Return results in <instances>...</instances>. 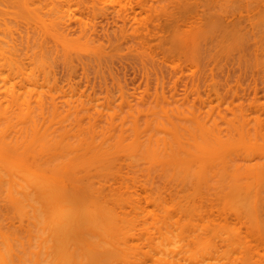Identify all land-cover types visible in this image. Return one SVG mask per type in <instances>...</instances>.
Segmentation results:
<instances>
[{
	"label": "bare ground",
	"instance_id": "bare-ground-1",
	"mask_svg": "<svg viewBox=\"0 0 264 264\" xmlns=\"http://www.w3.org/2000/svg\"><path fill=\"white\" fill-rule=\"evenodd\" d=\"M69 1L71 2V0H0V264H264V123L262 122L264 118H261L263 114L257 119L254 115L256 123L251 124L250 122H253L254 118L250 115L252 118L250 121L249 119L251 118L248 117V119L246 117L245 110L243 109L242 111V108L237 105L238 110L241 111L240 114H238V110V113L236 112V106L233 107L234 109L232 108V117L227 118L228 111L225 113L222 108L227 103V98L223 99L227 94L222 95L223 97L220 98L219 90L217 89V92L214 87L213 91L217 92L218 96L214 93L215 95L211 94L210 96L214 95L216 99H209L210 88L214 85L220 88L223 81H225L223 80L220 83L221 81L219 80L225 76L221 74L224 71L219 72L222 77L219 75L218 77L220 78L218 80L217 76H214L215 80L220 81V85L214 84L215 81H210L212 83V87H210L208 86L209 82H206L207 84L202 83L204 79H198L199 77L204 78L205 74L203 75V72H201L202 77L199 76V72L197 73V75L199 74L198 77H195L196 74L192 75L193 71L191 70L190 77H195L197 81L201 80L202 84L209 87L210 92L206 91L207 96L204 95L206 96L205 99L201 96L204 105L199 102L203 108L196 107L199 103L195 99V104H192V101L189 104L190 100L187 102L188 100L185 98L190 93L189 95L185 94V89L182 93L185 94L184 97H178L179 93L177 94L175 91L172 94L168 93V95L172 96V98L171 96L169 98L166 96L167 93H163V91L159 93L163 90L161 85H158L159 82L149 87L147 81L150 80L146 79V77H144L146 81H143L145 86L141 85V83L139 84L143 87L147 85L149 88L141 89L140 96L135 97V99L139 98L138 101H133V94L129 93L128 95V92H126L128 89H126L127 85L123 86L121 80L120 83L123 89L126 90L120 87L121 93L116 92V95L113 89L112 93L115 94H112L109 88L106 90L103 86L106 82L111 81L108 79L102 83V88L104 87L106 92L103 96L98 95L95 87L102 82V78L106 76L108 78V75H104L100 79L101 81L95 78L96 82L94 81L96 76L92 77L94 75L92 71L97 72L102 65L97 68L96 63L94 62V64L90 61L93 63L92 65L89 62L90 55L86 57L88 60L85 58V60L82 59L83 61L80 60V53L75 55V57L79 58V61L76 62L78 58L75 60L72 52L87 51L91 53V56H93L92 54L100 56L99 54L107 47L102 46L101 48L103 41L100 40V44H98L95 41V37H93L97 36V34L93 35L90 31L92 33L90 35V32L87 31L86 24H88L89 19L84 21L79 16H77L78 18L74 17V19L76 18L75 20L78 19L76 23L78 24L79 22V26H77L78 29H71V24L74 21L71 18L69 19V17L73 16V14L72 16L70 15L71 10L68 9ZM81 1L84 0L78 1L80 3L79 7L82 5ZM157 1L161 3L160 0ZM178 1L179 5L183 3L186 8L193 5V3L189 5L190 0H185L189 2L187 3L188 5L186 2L185 4L182 2L184 0ZM200 1L202 0H197V3H200ZM212 2L214 3L210 6L215 4V0H212ZM219 2H216L217 5ZM226 3V9L228 7L230 9L239 8L240 14H243L241 8L246 7L248 11H246L247 13L244 16H247L249 20L256 19L257 21L259 19L264 21V0H228ZM86 4L88 5V3ZM162 4H158L159 7ZM167 4L166 7L168 6ZM171 5L172 2L169 6ZM197 5L194 4V6ZM201 5L202 3H200ZM217 5L215 4L214 11L211 10L218 17L219 14L216 12L218 8L216 7H220V5ZM251 5L254 6L250 8ZM184 6H182L183 8L180 6L182 9L179 6L177 7L182 11L186 9ZM223 6L221 5V7ZM166 7L163 8L162 6L160 8L165 9ZM93 8L98 10L100 7ZM199 8L198 10H200ZM149 9L151 8H146L145 10ZM215 9L217 10L215 11ZM221 9L226 10L224 7ZM76 10L79 9L76 7ZM103 10H106V7ZM193 10L195 9L193 8ZM193 10L192 12H194ZM198 10L196 7L197 12H195L198 13ZM202 10L204 13L200 10L199 14L202 13L204 15L208 12L204 8ZM180 11L177 16H181L182 12ZM212 11L209 10L208 14H206L207 17ZM154 13L150 14L153 15ZM224 13L227 14L226 11ZM199 14L196 15L198 16ZM118 15L120 17V14ZM169 15L171 14L169 13ZM175 15L172 14V16ZM196 15L195 17L199 18ZM212 15L216 17L214 14ZM185 16H193V18H190L192 19L191 21L194 19V13ZM213 16L210 15V17ZM239 17L241 18L242 16ZM202 18L203 16H201ZM240 18L235 19L236 22ZM133 19H135V16ZM188 19L189 17L185 19L186 22L185 20L183 22L182 18L181 22L176 20L175 26L170 28L174 29L175 27L176 29L178 27L177 29L183 30V26H178L182 22V25L186 23L185 27L190 24L191 27L187 28L191 30L199 27L197 26L198 24L193 23L194 26L196 25L195 28L193 24L191 25L190 19ZM91 20L94 21L95 19ZM244 20L248 19L242 18L241 21ZM139 22L141 23V21L137 23ZM227 22L230 23V21ZM228 23L227 25L225 23L224 26L221 23L223 30L228 32L235 27L236 30L238 29L237 26L239 24H233V22L231 23L234 26L232 29L226 28ZM92 24L91 27L93 28L94 24L93 26ZM153 24H156V22H153ZM206 24L199 25L204 27ZM253 24L255 25V23ZM143 27L141 25V32L144 29ZM185 27H183L184 30L190 31ZM208 27H206L208 28L207 31L206 28L205 30L204 28L197 29L199 34L196 32L194 35L198 34L201 36V30L205 31V33L201 31L204 36H207L205 35L207 33L211 34L214 26ZM238 27L240 28L239 31H242V33L240 32L241 34L246 31L243 28L241 29L242 26L240 27L239 25ZM96 28L98 27L95 26ZM115 28L117 29V27ZM119 28L121 29L120 26ZM255 28H257V24ZM247 29L249 30V28ZM260 29L258 27V32L256 29L255 34L260 33V42L258 43L261 44L258 47L254 45L256 47L253 52L252 50L250 52V48L246 45L249 40L242 41L241 43H244V45L241 48L238 44L239 49H242L241 52L238 51L239 49L237 50V47L233 46L237 50L235 51L232 47L233 42L232 44L229 43V40L231 42L235 38L232 37L233 33L230 34L232 39H228L229 45L225 42L227 41L226 38H220V35L216 36L218 39H225L222 42L223 45L228 46V50L231 48L235 52H240V57L239 53L234 55V57L238 56L239 58L237 59L240 61L233 58L234 61L231 64L237 61L243 65L245 59L247 61L254 59L256 65H264V28ZM126 30H123L124 33L120 31L121 35L128 34ZM252 30L249 33L248 31L247 33L244 32L243 35L248 37L251 33L254 34V29ZM217 31L215 30V32ZM237 31L234 34H237ZM112 32H114V29ZM141 32L139 34H143ZM215 32L210 37H213ZM105 33L107 32L105 31ZM189 33L192 34L193 31ZM108 34H111V37L114 36H112V33ZM114 34L115 38L120 36V39L117 37L119 41L121 37L122 40L124 39L123 41L128 40V38L126 40L124 38L126 34L124 37L119 33V35ZM139 34L138 37L140 36ZM173 34L171 33L170 36L167 34V38L169 36L168 40L165 35L164 37L169 41L170 49L172 48L170 46L171 43H175L176 51L173 53H180L178 50L182 44L176 42L180 39V36L181 39L186 37L184 39L188 40V35L183 34L182 36V33L174 34L176 39L173 42L170 38ZM227 36L229 37V35ZM251 36L253 37V35ZM259 36L258 39L255 36V39L259 40ZM106 37L107 39L109 38V36ZM216 37L211 40L209 36L205 38H208V41L214 40L216 42ZM146 38L148 39V37ZM191 38V41H194L196 37ZM117 39L113 38L112 41ZM203 41L202 44H204ZM197 42L201 44L200 39ZM222 42L219 43L221 44ZM238 42L237 40L234 41V43ZM130 43L132 44V42ZM182 43L187 42L182 41ZM189 43V46L193 45L192 48L195 46L196 49L197 47L201 54V50L204 48L202 44V47L201 45L198 47L197 43H195L197 46ZM120 44L118 43L119 47ZM163 44L165 47V43ZM207 44L209 45L210 43L207 42ZM103 47L105 48L104 50ZM115 47L110 50L113 51L112 49L117 48ZM122 47L124 48V45ZM176 47H178V50ZM185 47H187V44ZM249 47L252 46L249 45ZM144 49L147 51L146 48ZM167 49H164V51L168 54L171 50H174V48L168 49V52ZM119 50H122V48ZM135 50L140 49L135 48ZM189 50H185L188 53H186L187 55L190 54ZM214 50V53L215 51L217 52V50ZM221 50L224 51H221L223 55L226 50ZM111 51L109 53L115 57L116 52ZM131 51H133L132 48ZM128 52L132 55L130 51ZM141 52L142 54L144 53L143 51ZM190 52L193 54L191 50ZM221 52L213 55L221 56ZM106 53L108 52L104 51L105 55L102 53V56L105 57ZM154 53L156 51L152 54ZM170 53L172 56V52ZM183 53L185 54V52ZM118 54L120 56V53ZM229 54L230 52L226 55L224 54V56L228 57ZM249 54H251V57H249ZM121 55L124 56L125 54ZM107 56L109 57V55ZM118 56L117 58H119ZM144 57L146 58L147 56ZM60 58L63 62L62 65H64L62 68L66 71L65 79H62L63 77H61L62 75L59 72L60 63L58 61ZM158 58L156 59L157 61L159 60ZM124 59L122 60L124 61ZM188 59L195 62L196 58L190 59L187 57L185 61H189ZM226 60L223 61L226 62ZM73 61L75 63L83 62L82 67L77 65L81 69L83 68V77L87 81H91L90 84L85 82L86 86L83 84L85 87L75 81L77 74L81 72H77ZM140 61L143 63L142 59ZM171 61H173L172 58ZM218 61L220 62V60ZM242 61L244 62L242 63ZM197 62H199V58ZM201 62H199L200 66ZM251 62H249V65L254 67ZM223 65L221 66H226ZM145 66L142 65V68L144 67L143 70L146 69ZM154 66L151 67L154 68ZM179 66L181 65L179 64ZM221 66L218 68L221 69ZM139 67L141 68V65ZM246 67L247 63L243 69ZM148 68L145 70L146 72ZM158 68H160L159 65ZM162 68L159 70L162 71ZM225 68L224 70H226ZM91 69L92 71H90ZM183 69L181 70L184 73L187 69L185 71ZM199 69L198 71L201 70ZM261 69L259 71L262 72ZM104 70L102 72L99 71L100 73L97 74H103ZM121 70L122 68L119 74L123 76V70ZM165 70L167 68L164 69V72L162 71L163 76ZM228 71L230 70L228 69ZM259 71L256 69L255 72L259 74ZM195 72L197 71L194 70ZM166 73L168 75L169 70ZM171 73L167 77L173 75ZM177 73L174 74L177 75ZM183 73H181V77ZM254 74L253 76H257L256 73ZM159 75L162 76L161 73ZM110 76H112L113 80L118 78V76ZM262 76L264 78V74ZM91 77L93 79H90ZM239 77L241 80L242 77ZM124 78H128V76L124 75ZM158 78L160 79L159 76ZM173 78L170 81L175 83L173 81L175 78ZM258 78L260 79V76ZM159 79L158 81H160ZM194 79L193 81H195ZM62 80L67 82L61 83L63 82ZM124 80L126 81V79ZM166 80L163 81L161 79V84ZM191 80L190 78L187 83ZM209 80L205 79V81ZM243 80L240 83H243ZM115 81L117 82V80ZM167 81H169V78ZM79 82L82 81L79 80ZM165 83L168 84V82ZM165 83L164 87H166ZM174 83L173 85H175ZM201 83L195 84L197 85L195 87H198ZM115 84L116 86H113V88L118 86L117 83ZM149 84L152 85L150 82ZM155 85L159 86L160 91L157 88V90L150 89L155 88ZM131 86L129 85V87ZM141 86L140 88H142ZM99 87L101 88V86ZM208 87L204 88L207 90ZM202 88L200 87V92H202ZM227 89L229 90L230 88L228 87ZM151 90H155V93L151 94ZM167 90L169 89L167 88ZM189 91H191L190 88ZM198 92L199 90L197 89ZM118 94L120 99L117 97ZM228 105L229 103H227ZM227 106L225 105V107ZM261 119L263 120L261 121ZM259 135V138L262 137V139L257 140ZM260 140L262 141L261 143L259 142ZM240 147L246 148L243 150ZM242 151H246V155ZM240 152H242V158H239Z\"/></svg>",
	"mask_w": 264,
	"mask_h": 264
},
{
	"label": "rangeland",
	"instance_id": "rangeland-1",
	"mask_svg": "<svg viewBox=\"0 0 264 264\" xmlns=\"http://www.w3.org/2000/svg\"><path fill=\"white\" fill-rule=\"evenodd\" d=\"M79 0H71V2L69 1V3H68V9L69 10H71L70 11V15L72 16V14H73V16L72 17H69V19L71 18L75 23L78 21V19L77 20H75L76 18H78L77 16H79L80 18H82L84 21L86 20L87 21V19H89L88 20V24L90 23V21H92L91 19H95L94 21H92L91 23H90V25L88 26V24H86L87 25V31H91L92 33H93V35H96L97 34V36L99 35H101L100 36V38H98L97 36H93V37H95V41L96 42H98V44H100V40L101 41H103L102 43H101V48H102V46H104L103 47V50L105 51V52H110L111 50V48H114V46H116L115 48L116 49H112L113 51H111V52H116L115 53V57H113V55L111 54V53H106V56L107 55H109V57L107 56V58H105V57H103L102 56V53L104 54V51L102 52V49L100 48V51L102 52H100L101 54H99L100 56H97V55H94V54H92L93 56H91V53H89V52H87V51H80V52H78V53H75V52H72L73 54H72V56H74V59L76 60L78 57L76 56L75 57V55L76 54H78L79 55V53H80V55H79V57L81 58L80 60H82V59H86V57H88V55H90L89 56V62L91 61V62H95L96 63V65H97V68H99V66L100 65H102V67H100V69L96 72V71H92V69L90 70V71H92V73L94 74V75H92V77H94V76H96V77H94V81H96V79L95 78H97L98 79V81H101L100 79L104 76V75H108V78H102L103 80H102V82L101 83H99V85H94V86H96L95 87V89H96V91L98 92V95H101V96H103L104 95V93L106 92V90L109 88L110 90L109 91H111V93H112V91H113V89L115 90V93L117 92H120V90L121 89H119L120 87L123 89V86H126L127 85V87H126V89L127 90H130V91H127L126 89H123V90H126V92H128V95H129V93L130 94H133V97L132 98H134V100L133 101H138V99L139 98H137V99H135V97H139L140 96V93H141V89H144V88H146V87H152V86H154V84H158V82H159V84L158 85H161V89H163V90H161L160 91V89H159V86L158 85H155L156 87L155 88H150V89H155V90H159L158 92L159 93H162V91H163V93H167L166 94V96L167 97H169L170 98V96L171 95H168V93L169 94H172L173 92H175V93H179L178 94V97H184V95L185 94H187V95H189V93H190V95L187 97V98H185L186 100H188L187 102H189V100H190V102H189V104L190 103H192V104H195L196 102L197 103H199V102H201L202 103V98H201V96L202 97H204L203 99H205V97L207 96L206 95V91H209V87L208 86H210V87H212V83L211 82H213V81H215L214 82V84L215 83H217V85H220L219 84V82L220 83H222V81L223 80H227L226 82L225 81H223V84H221L222 86H220V88H219V86L218 87H216V85H214L212 88H210V91H211V93L209 94V96L211 95V94H214L215 92L213 91L214 90V87L216 88V90L218 89L219 90V95H220V98H222L223 96H224V94H227V95H225V97H223V99L225 100L226 98H227V103H229V105L228 106H230L231 107V109H229L230 107H228L227 106V103H225V105L227 106V107H225V105H224V107H222L223 108V111H225V113L228 111V113H227V118H231L232 117V108L233 107H236L237 105L239 106V108H242V111H243V109L245 110V114H247L246 115V117L248 118V117H250V115H251V117H253L254 119H253V122L251 121L252 120V118L251 119H249L251 122V124H254V123H256L255 122V116H256V119H257V117H259V116H261L262 114V116H261V118L263 117L264 118V78H262L263 76V74H264V65H256V63L254 62V59L253 60H251L249 57H251V54H253V53H251V54H249L248 56H247V58H249L251 61H247L246 59L244 60V61H242V63L244 62V64L242 65V64H240L239 62H237V61H240L239 59H237V58H239L240 57V52L242 51V49H239V47L241 48L243 45H244V43H241L242 41L244 42V40H249V41H251L252 39V41L251 42H249L248 41V44L250 45V46H252V47H249V45L246 43V45L248 46V48H250V52H251V50H252V52L255 50V47L257 46H259V44H261V43H258V42H260V33H256L258 36H259V40H256V39H258V36L255 34V32H256V29H257V32H258V27H259V29L260 30H262L263 28H264V21H262V20H257L256 21V19H250L251 21L253 20V21H255V22H251L250 20H249V18H247V16H244V14L245 13H247L246 11H248V9L246 8V7H243V8H241L242 10H243V14H240L239 13V8L237 9H233V8H227L226 9V6H227V1L228 0H219V1H216L215 0V4L217 5V3L216 2H219L218 3V5H220V7H221V5L224 7V9H226V10H223V9H221V8H223V7H216V8H218V10L217 9H215V11L216 12H218L217 14H219L218 15V17L216 16V14L213 12L214 10V7H215V4H213L212 6H210L212 3H214V2H212V0H202V1H200V3H202V5L200 6V3H197V0H196V2H195V0H194V2H193V0H190L189 2H186L185 0L184 1H182V2H184V4H185V2H186V4L187 3H189V5H191L192 3H193V5H192V7L195 9V10H193V8L190 6H188L189 7V9H188V7L186 8V5L184 6L183 5V3L182 4H180L179 5V1L177 0H175V1H173V0H168V1H165V0H160V2L161 3H159V1H157V0H93V1H88V0H84L85 1V3H84V1H81V7H79L80 6V3L78 2ZM96 3H95V2ZM104 1H105V4H104ZM165 1V2H164ZM172 2V7L171 6H169L170 4H171V2ZM181 1V0H180ZM205 3H204V2ZM210 1V2H209ZM214 1V0H213ZM72 2H74V3H72ZM75 2H77L76 4H75ZM100 2V3H99ZM164 2V4H162ZM170 2V3H169ZM199 2V1H198ZM223 2V3H222ZM79 3V4H78ZM86 3H88V5H90V6H88ZM90 3V4H89ZM102 3V4H101ZM168 3V4H167ZM178 3V4H177ZM221 3V4H220ZM70 4H71V6H70ZM98 4V5H97ZM161 5L162 4V6H163V8L164 7H166V4L168 5L167 7H169V8H165V9H161L162 8V6H160L159 7V5ZM194 4L195 5H197V4H199V5H197V6H194ZM79 5V6H78ZM94 5V6H93ZM108 5V6H107ZM158 5V6H157ZM165 5V6H164ZM188 5V4H187ZM217 5V6H218ZM226 5V6H225ZM74 6V7H73ZM106 7V10H103V9H105V7ZM176 6V7H175ZM177 6H184V8H186V9H183L182 11H180V9H182L181 7H180V9H179V7H177ZM203 7L204 9H206V11L208 10V12H209V10L210 11H212V12H210L211 14V16H213L212 14H214L216 17H210V15H209V17H207V15L206 14H208V12H206L204 15L202 14V13H200V14H202L201 16H203V18L201 19V16H200V14H199V11L201 10L203 13H204V11L201 9V8H199V7ZM254 5H251L250 6V8H252ZM76 7H77V9H79V10H76ZM79 7V8H78ZM83 7V8H82ZM93 7H95V9H96V7H100L98 10H94V8ZM102 7V8H101ZM125 7V8H124ZM158 7H159V9H158ZM174 7V8H173ZM196 7H197V10H198V8L200 9V10H198V13H196L197 11H196ZM93 9V10H91V9ZM148 9V8H151V9H149V10H145V9ZM152 8H153V10H152ZM176 8H177V10H176ZM191 8V9H190ZM249 8V9H250ZM100 9H102V10H100ZM169 9H171L170 11H169ZM212 9V10H211ZM221 9V10H220ZM233 9V10H232ZM81 10V11H80ZM112 10V11H111ZM151 10V12H149ZM159 10H163L162 12H164V13H162L161 11H160V13H159ZM165 10V11H164ZM180 12H182V14H181V16H177L178 15V12L179 11ZM191 12H190V11ZM192 10L194 11V12H192ZM222 11V12H220V11ZM73 11H75V12H73ZM84 11V12H83ZM94 11H95V13H94ZM97 11V12H96ZM120 11V12H119ZM122 11V12H121ZM158 11V12H157ZM176 11H178V12H176ZM186 11V12H185ZM196 11V12H195ZM200 11V12H201ZM226 11V13H227V11H230V12H228L227 14H225L224 12ZM88 12V13H87ZM92 12V13H91ZM100 12V13H99ZM152 12L154 13L153 15H151L152 14ZM157 12V13H156ZM166 12V13H165ZM171 14V15H169V13ZM172 12V13H171ZM183 12H185V13H183ZM188 12V13H187ZM190 12V13H189ZM85 13V14H84ZM151 13V14H150ZM192 13H194V19H193V21H191L192 19H190V18H193V16L192 17H190V16H188V14L189 15H191ZM230 13V15H228ZM232 13H233V15H232ZM78 14V15H77ZM92 14V15H91ZM102 14V15H101ZM118 14H120V17H119V15ZM123 14V15H122ZM125 14V15H124ZM148 14H150V15H148ZM172 14L174 15V14H176L175 16L177 17V19H175L176 17L175 16H172ZM184 14V15H183ZM196 14H199L198 16H199V18H196L195 17V15ZM235 14V15H234ZM239 14V15H238ZM87 15V16H86ZM102 17H101V16ZM118 15V16H117ZM123 17H122V16ZM180 15V14H179ZM185 15H187L188 17H189V19H190V21L192 22H190L191 23V25L194 23H196V24H198L197 26H199L198 28H196L195 26H194V24H193V26L196 28V29H190V28H187V27H189L190 26V24L188 25V26H186L185 27V25H186V23H184V25H182L183 24V20H185L186 18H188V17H186ZM225 15V16H224ZM228 15V16H227ZM237 15H238V17L239 16H242L241 18H240V20H238L237 22H236V20L237 19H239L238 17H237ZM98 16V17H97ZM133 16V17H132ZM134 16H135V19H133L134 18ZM182 16H184V17H186L185 19L182 17ZM197 16V15H196ZM197 16V17H198ZM219 16H220V19H219ZM222 16V17H221ZM234 16V17H233ZM74 17H76L75 19H74ZM96 17V18H95ZM170 17H172V18H170ZM179 17H181L182 18V24H180V25H178V23H177V25L179 26V27H185V28H187V30L189 29L190 31H186V30H184V28L182 27V29L183 30H180V29H177L178 27H176V29H175V27H174V29H172L173 28V26H175L174 24H175V22H176V20H178L179 22H181V18H179ZM205 17H207V18H205ZM223 17H225V18H223ZM230 17V18H229ZM233 17V18H232ZM174 18V19H173ZM242 18H244V19H248L249 20V22H248V20H244V21H241L242 20ZM96 19H98V20H96ZM99 19H100V21H99ZM139 19V20H138ZM180 19V20H179ZM188 19V20H189ZM234 19V20H233ZM236 19V20H235ZM101 20H103L102 22H101ZM152 20H155V21H152ZM158 21V24H157V21ZM173 20V21H172ZM187 20V21H188ZM217 20V21H216ZM264 20V19H263ZM71 21V20H70ZM72 21V22H73ZM111 21H112V23H111ZM138 21H141V23L139 22V23H137ZM150 21H152V22H150ZM171 21V22H170ZM177 21V22H178ZM220 21H222V22H220ZM227 21H230V23H228ZM73 22V24H71V29L73 28V29H78V27L77 26H79L78 24H79V22H78V24L76 23H74ZM93 22H95L96 23V25H95V23H93ZM97 22H98V24H97ZM101 22V23H100ZM117 22V23H116ZM153 22L155 23L156 22V24L157 25H159L158 27H157V25L156 24H153ZM185 22H186V20H185ZM189 22V21H188ZM188 22H187V24H188ZM206 22H207V24H206ZM217 22V23H216ZM226 23V25H227V23H228V26H226V28L228 27L229 29H232L234 26H232L234 23H236L237 25L239 24L240 25V27H241V29L243 28V30H246V31H243V34H244V32H246L247 33V31H248V33H249V31H251L252 29H254V34H252L251 32V34L250 35H248V37H250L249 39H247L248 37L246 36V35H243V34H241L242 33V31H239L240 30V28L237 26V30H236V27L234 28V29H232V30H230V31H228L227 32V30H223V26H224V24ZM233 22V24H231ZM252 24H251V23ZM263 24H262V23ZM94 24V27L92 28L91 27V24ZM102 23H104V24H102ZM109 23V24H108ZM124 23V24H123ZM147 23V24H146ZM148 23H150V24H148ZM152 23V24H151ZM220 23V24H219ZM223 24V26H222V24ZM250 23V24H249ZM253 23H255V25L257 24V28H255V25L253 24ZM93 24H92V26H93ZM99 24H100V26H99ZM111 24H112V26H111ZM120 24V25H119ZM162 24V25H161ZM199 24H203V25H205L206 24V26H204V27H202L201 25H199ZM73 25V26H72ZM101 25H104V26H101ZM122 25H126V26H122ZM137 25H139V26H137ZM141 25H142V27L145 29H142V32H141ZM146 25V26H145ZM170 25V26H169ZM172 25V26H171ZM246 25V26H245ZM252 25V26H251ZM95 26H97L98 28H96L95 29ZM111 28H110V27ZM119 26L121 27V29L119 28ZM134 26V27H133ZM150 26V27H149ZM152 26H153V28H152ZM208 26H214L213 27V30H211L212 32H211V34L212 33H214L215 32V30H220L219 32L217 31V32H215V34H213L214 36L213 37H218L219 35H220V38H226V40L227 41H225V42H227V45H229L228 44V39H232L231 38V33H233L232 34V37H235V38H233V40L234 41H236L237 40V42L238 43H234V41L233 40H231V42H230V40H229V43H231L232 44V42H233V44H236V45H233L232 44V47L233 46H235V47H237V50L238 51H240V52H235V51H237L236 49H235V47H233L234 49H235V51H234V49H232L231 50V46L229 47L230 49L228 50V46L227 45H223V42H222V40L221 39H218L217 37H216V39H215V41L217 40V41H219V42H222L221 44L219 43V42H214V40H212V41H208L205 37H207V36H209V38H210V40L213 38V37H210V33H207V34H205V35H207V36H204V34L203 33H205V28L206 27H208ZM101 27H102V30H101ZM115 27H117V29L115 28ZM123 27V28H122ZM127 27V28H126ZM138 27V28H137ZM146 27V28H145ZM170 27H172V28H170ZM191 27V26H190ZM221 27V28H220ZM105 29V31L107 32V33H105V31H104V29ZM120 30H119V29ZM133 28V29H132ZM140 28V29H139ZM163 28H164V31H163ZM166 28V29H165ZM200 28L201 29H203L204 28V30H201V31H204L203 33L200 31V35L202 36H199L198 34H199V32H198V30H200ZM209 28V27H208ZM208 28H206V31H207V29ZM247 28H249V30L247 29ZM107 29H109L110 30V32H109V30H107ZM114 29V32H112V30ZM126 30V32L128 33V34H122L121 35V33H124V31L123 30ZM129 29V30H128ZM135 29V30H134ZM137 29V30H136ZM161 31H160V30ZM172 29V31H170ZM198 29V30H197ZM215 29V30H214ZM251 29V30H250ZM118 30V31H117ZM155 32H154V31ZM197 30V31H196ZM210 30V29H209ZM234 30V31H233ZM237 31V34H234L236 31ZM120 31H121V33H120ZM123 31V32H122ZM133 31V32H132ZM147 33H146V32ZM160 31V32H159ZM166 31H168V33H166ZM185 31V32H184ZM192 31H193V33H192ZM195 31V32H194ZM233 31V32H232ZM253 31V30H252ZM88 32V33H89ZM90 32V35L92 34ZM132 32V33H131ZM136 32H138V33H136ZM143 33V34H145V35H143V34H139V33ZM151 32H152V34H151ZM159 32V33H158ZM170 32V33H169ZM174 32H176V33H174ZM189 32H191L192 34H190ZM196 32H198V34L197 35H194ZM221 32V33H220ZM241 32V33H240ZM99 33V34H98ZM108 33H112V36L114 35L115 36V34L114 33H116L117 35H121V36H123L124 37V35H125V40L128 38V40H126V41H123L122 40V37H121V40H122V42L124 43H122V42H120L119 41V39H120V36H117L119 39H117V37L115 38L114 36L113 37H111V34H108ZM119 33V34H118ZM178 34V33H182L181 35L183 36V34L184 35H188L187 37V39L188 40H186V39H184V38H186V37H184V38H182L181 39V36H180V39H178L177 40V42L176 43H178V42H180V43H178V44H182V45H180L179 46V50H178V47H176L177 48V50L180 52V53H176V54H174L175 53V51H176V49H175V43H171V49H173L174 48V50L172 51L170 48H169V41H167L168 40V38H169V36H170V34ZM240 33V34H239ZM245 33V34H246ZM105 34H106V36H109V38H114V39H117L116 41H112V39H110L109 40V38L107 39V37L105 36ZM108 34V35H107ZM138 34L140 35L139 37H138ZM148 34V36H146ZM163 34V35H162ZM167 34H169V36H168V38H167ZM174 34H173V36L172 37H170L171 38V40L174 42L175 41V39H176V35H175V37H174ZM128 35V36H127ZM143 35V36H142ZM164 35H165V37L167 38V40H166V38L164 37ZM194 35V36H193ZM227 35H229V37L227 36ZM251 35H253V37L251 36ZM163 36V37H162ZM179 36V35H178ZM177 36V38H179ZM190 36V37H189ZM197 36H199V37H197ZM212 36V35H211ZM257 38H256V37ZM105 39H104V38ZM144 37V38H143ZM146 37H148V39L146 38ZM191 37H193V38H195L194 39V41H191L192 40V38ZM247 37V38H246ZM163 38H165V39H163ZM204 40H202V39ZM256 38V39H255ZM103 39V40H102ZM133 41H132V40ZM143 39H144V41H143ZM147 41H146V40ZM163 41H162V40ZM200 39V42H201V44H202V41H203V43L204 44H202L203 45V49L201 50V54L199 53V51H198V48L196 47V49H197V51H196V49H195V46L192 48V46L193 45H188V43L189 42H191V43H189V44H194V45H196L197 46V44H198V47H199V45H201V44H199V42H197L198 40ZM160 40V41H159ZM190 40V41H189ZM202 40V41H201ZM205 40H207V41H205ZM221 40V41H220ZM225 40V39H224ZM223 40V41H224ZM108 41V42H107ZM132 42V44L130 43V42ZM136 41H138L139 42V46H138V42L136 43ZM171 41V42H172ZM182 41L183 42H187V43H182ZM196 41V42H195ZM254 41V42H253ZM121 43L120 44V47L122 48V50H119V49H121L120 47H119V45H118V43ZM128 42H129V44L131 45H129L128 44ZM133 42H134V44H133ZM155 42V43H154ZM160 42V43H159ZM207 42L208 43H210L209 45L207 44ZM211 42H212V45H211ZM106 43H107V45H106ZM137 45H136V44ZM148 43V45H146ZM154 43V44H153ZM157 43V44H156ZM163 43H165V47L167 46L168 47V49L169 50H171L170 52H172V56L170 55L171 53L169 52V50L167 49V47L165 48L164 47V44ZM195 43H197V44H195ZM205 43H206V45H205ZM103 44V45H102ZM110 44H112V45H114V46H110ZM160 44H163V45H160ZM168 44V45H167ZM186 46V44H187V47L192 51V53L193 54H191V52H190V50L187 48V47H185L184 45ZM225 44V43H224ZM240 46H239V45ZM124 45V48L122 47V46ZM132 45H133V47H132ZM135 45V46H134ZM141 45V46H140ZM152 45H154V46H152ZM202 45H201V47H202ZM206 47H208V48H206ZM245 45V46H246ZM254 45H256V46H254ZM110 46V47H109ZM138 46V47H137ZM147 46H149V47H147ZM157 46H158V48H157ZM239 46V47H238ZM129 47V48H128ZM180 47H183V48H180ZM185 47V48H184ZM216 49H215V48ZM131 48H132V50L133 51H131ZM135 48L137 49H142L141 51H143L144 52V48H146L147 49V51L145 50V52L142 54V52L140 51V50H135ZM156 48V49H155ZM160 48H162V49H160ZM192 48V49H191ZM212 48H213V50L215 49V50H217V52L215 51V53L216 54H219V52H221L222 50L221 49H225L226 51H225V55L226 54H228L229 52H230V56H231V54H233V56H229L228 55V57H226V56H224V54L222 55V52H224V51H222L220 54H221V56L219 55H216V56H214L213 54H215L214 52H213V50H212ZM219 48H220V50H219ZM245 48V47H244ZM124 49V50H123ZM152 49H153V51H152ZM164 49L166 50H168V52H169V54L167 53V52H165L164 51ZM194 49V50H193ZM201 49V48H200ZM245 49H247V48H245ZM116 50V51H115ZM182 50H184V51H182ZM185 50H189V55H187L188 53H187V51H185ZM204 50V51H203ZM207 50V51H206ZM210 50V51H209ZM229 52H228V51ZM125 51V52H124ZM128 51H130L131 53H132V55L133 56H137V57H133ZM137 51V52H136ZM150 51H152V52H150ZM156 51V53H154V54H152L153 52H155ZM194 51V52H193ZM203 51V52H202ZM206 51V52H205ZM212 51V52H211ZM233 53H232V52ZM247 51V50H246ZM249 51H248V53H249ZM127 52V53H126ZM134 52V53H133ZM141 52V53H140ZM165 52V53H164ZM174 52V53H173ZM182 52V53H181ZM183 52H185V54L183 53ZM198 52V53H197ZM227 52V53H226ZM118 53H120V56H118L119 54ZM150 53H151V55H150ZM159 53H160V55H159ZM187 53V54H186ZM207 53H208V55H207ZM210 53V54H209ZM211 53H212V55H211ZM237 53H239V57L237 56V57H234V55L235 54H237ZM121 54H125L124 56H122ZM129 54V55H128ZM135 54V55H134ZM147 54V55H146ZM163 54H164V56H163ZM180 54H184L183 55V57H182V55L181 56H179ZM197 54V55H196ZM105 55V54H104ZM119 57V58H117V56ZM143 55V56H142ZM158 55V56H157ZM238 55V54H237ZM110 56H112V58H110ZM127 56V57H126ZM144 56H147L146 58L144 57ZM152 56V57H151ZM154 56H156L157 58L158 57H160V58H158L159 60L157 61L155 58H154ZM169 56V58H167ZM184 56H186V58L187 57H189L190 59H194V58H196L195 59V62H197L198 61V58H199V62H201V60H204V61H206V62H201V66H200V64H199V62H197V64H199V65H197V64H195V62H194V60L191 62L189 59V61H185L186 60V58H184ZM214 56V57H213ZM254 58H255V56L254 55H252ZM140 57V58H139ZM142 57V58H141ZM144 57V58H143ZM162 57V58H161ZM177 57V58H176ZM180 57H182V58H180ZM209 57V58H208ZM211 57H213V58H211ZM216 57V58H215ZM223 57H224V59H223ZM227 58V60H226V58ZM252 57V58H253ZM62 58V57H61ZM59 59V61H58V63H60V70H59V72H60V74L62 75L61 77H63L62 79H65L66 78V76H65V74H66V71L65 70H63L64 68H62L64 65H62L63 64V62H62V59ZM104 58H105V60H104ZM115 58H117V59H115ZM121 58V59H120ZM124 58H126V59H124ZM135 58V59H134ZM167 58V59H166ZM171 58H172V60L173 61H171ZM235 60H237L236 62H234V64H231V62L233 63V61H234V59ZM84 59V60H85ZM94 59V60H93ZM119 59V60H118ZM122 59H124V61L122 60ZM143 60V63H142V61H140L139 62V60ZM146 59V60H145ZM164 59V60H163ZM170 59V60H169ZM177 59V61H175ZM179 59V60H178ZM182 59V60H181ZM201 59V60H200ZM222 59V60H221ZM241 60H242V58H240ZM74 60V61H75ZM86 60H88V58L86 59ZM96 60V61H95ZM165 60H167V61H165ZM209 60V61H208ZM218 60H220V62L218 61ZM226 60V62H227V64H226V62H224V61ZM73 61V62H74ZM79 61V58H78V60H76V62H78ZM83 61V60H82ZM82 61H80L79 63H75L74 62V64L76 65V69H77V72L78 73H80V74H77V76H76V79H75V81L78 83V84H82V86L83 87H85L86 86V84H85V82H87V84H90L91 83V81L89 82V81H87L86 80V78H84L83 77V68L81 69L80 67H82ZM116 61H118V62H116ZM123 61V62H122ZM138 61V63H136ZM146 61V63H144ZM172 62V64H171V62ZM175 61V63H173ZM214 61V62H213ZM216 61V62H215ZM62 62V63H61ZM86 62H88V61H86ZM90 62V63H91ZM125 62V63H124ZM150 62H152V63H150ZM166 62H168V63H166ZM209 62V63H208ZM249 62H251L252 63V65H254V67L253 66H250L249 65ZM93 63H91L92 65H93ZM94 63V64H95ZM99 63V64H98ZM102 63V64H101ZM121 63V64H120ZM203 63V64H202ZM209 65H208V64ZM216 63H217V66H216ZM220 63V64H219ZM246 63H247V67L246 68H248L247 70H246V68L245 69H243V67H245V65H246ZM81 65L80 67H78V65ZM149 64H151V65H149ZM179 64L181 65V66H179ZM214 64H215V66H214ZM218 64H219V66H218ZM226 65V66H224V65ZM241 65V66H239V65ZM119 65V66H118ZM124 65V66H123ZM139 65H141V68L139 67ZM142 65L144 66V65H146L145 66V70H147V68H148V73L145 71V70H143L144 69V67L142 68ZM149 65V66H148ZM154 65H156L157 66V68L155 69V67L156 66H154ZM158 65L160 66V68H158ZM161 65H166L165 66V68H167V70H169V73H168V75H170V73L171 72H174V73H176V72H178L177 73V75L176 74H174V73H171V74H173V75H171L172 76V78L174 79L173 81H175V83L174 82H172V81H170V80H172V78H171V76H169V77H167L168 75H167V70H165V73H164V76H163V72H164V66H161ZM188 65H189V67H188ZM195 67H194V66ZM221 65H223L224 67H226L225 69L226 70H224V67H222ZM136 66V67H135ZM151 66H154V68L153 67H151ZM183 66V67H182ZM187 66V67H186ZM203 66V68L201 69V67ZM211 66V67H210ZM221 66V69L220 68H218V67H220ZM228 66H230L231 67V69H230V67H228ZM233 66V67H232ZM58 67H59V65H58ZM78 67V68H77ZM95 68H96V66H94ZM103 67H105V68H103ZM109 67H111L110 68V70H109ZM122 68V75L123 76H121V74H119L120 73V69ZM163 67V68H162ZM169 67V68H168ZM191 67V68H190ZM193 67V68H192ZM209 68V70H208V68ZM213 67H215L214 69H213ZM228 67V68H227ZM253 67V68H252ZM94 68V69H95ZM103 68V70L105 69L106 70V74H105V70H104V73L102 74H97V73H100L99 71H103V70H101ZM124 68V69H123ZM134 68H135V70H134ZM161 68L163 69L162 71H160L161 70ZM170 68H171V70H170ZM183 68H185V69H183ZM189 68V69H188ZM202 70H200V69ZM234 68V69H233ZM262 68V69H261ZM82 71H81V70ZM149 69H150V71H149ZM155 69V70H154ZM160 69V70H159ZM175 69H177V70H175ZM181 69H183L185 72L183 73V71L181 70ZM198 69L200 70V71H198ZM228 69L230 70V71H228ZM250 69H252V70H250ZM254 69H255V71H256V69H257V71H259V69H261L262 70V72L261 71H259L258 73L260 74H257V72H255L254 71ZM114 72H113V71ZM117 70V71H116ZM142 70H143V73H142ZM152 70H153V72H152ZM158 72H157V71ZM179 70V71H178ZM193 72H192V71ZM194 70L195 71H197V72H195L194 73ZM205 70V71H204ZM213 70V71H212ZM218 72H217V71ZM234 70H236V71H234ZM89 71V73H91ZM110 71H112V72H110ZM126 71V72H125ZM137 73H136V72ZM140 71V72H139ZM157 73H156V72ZM159 71H160V73H161V75L163 76H160L159 74ZM206 71H207V73H206ZM222 71H224V73L222 72ZM233 71V72H232ZM248 71V72H247ZM65 72V73H64ZM96 72V73H95ZM111 74H110V73ZM123 72H125V73H123ZM152 72V73H151ZM180 72V73H179ZM192 72V73H191ZM200 73V75L199 76H201V72H203V75L205 74V76H203L204 78H198V79H201V80H203L204 79V81H205V79L206 80H209L210 78H211V80H209V81H201V80H199V81H197L196 80V76L198 77V75H197V73ZM210 72V73H209ZM215 74H214V73ZM222 75H225V76H223V78H221V79H219L220 77H218L219 75L221 76V74ZM225 72H226V74H225ZM230 72V73H229ZM252 72H253V74H252ZM263 73V74H261V73ZM91 73V74H92ZM109 73V74H108ZM141 73V74H140ZM150 73V74H149ZM181 73H183V75H182V77H181ZM192 75H194V74H196L195 75V79L193 78V76L192 77H190V75L191 74ZM216 73H219V74H216ZM237 73V74H236ZM254 73H256V75L257 76H253V75H255ZM91 74H90V76H91ZM96 74V75H95ZM158 74V75H157ZM186 74V75H185ZM189 74V75H188ZM228 74V75H227ZM233 74V75H232ZM235 74V75H234ZM252 74V75H251ZM65 77H64V76ZM97 75H99V76H97ZM110 75H113V77H117L118 76V78H114L115 80H117V82L115 81V80H113L112 79V76H110ZM124 75L125 76H128V78H124ZM141 75V76H140ZM156 77H155V76ZM166 75V76H165ZM180 75V76H179ZM188 75V76H187ZM207 75H208V77H207ZM211 75H213V76H211ZM231 75H232V77H231ZM158 76L160 77V79L158 78ZM179 76V77H181V78H177V77ZM210 76V77H209ZM214 76L217 78V80L219 79L220 81H217V80H215V78H214ZM228 76V77H227ZM239 76H241L242 78H241V80H240V77ZM260 76V79L258 78ZM262 76V77H261ZM90 78V79H93V78ZM144 77H146V79H149L150 81H147V85H146V87H143V86H141V85H144L143 83H145V82H143V81H146V79L144 78ZM162 77V78H161ZM164 77H166V78H164ZM202 77V76H201ZM222 77V76H221ZM230 77V78H229ZM248 77V78H247ZM257 77V78H256ZM155 78V79H154ZM161 81V79H163V81L165 80V79H167L168 80V78H169V81H165V82H168V84H166L165 82H163L162 84H161V82L160 81H158V79ZM190 78L192 79L191 81H189L188 83H187V81L188 80H190ZM209 78V79H208ZM214 78V79H213ZM226 78H228V79H226ZM231 78H235V79H231ZM82 79V80H81ZM111 80V81H108V82H106V80ZM124 79H126V81L124 80ZM145 79V80H144ZM177 79V80H176ZM193 79L195 80V81H193ZM230 79V80H229ZM243 79H245V80H243ZM79 80L80 81H82V82H79ZM105 80V81H104ZM122 81V85H121V81ZM132 80V81H131ZM156 80H157V83H156ZM240 80V81H239ZM242 80H243V83H240V82H242ZM61 81V80H60ZM63 82H61V83H66L67 81L65 80V82H64V80H62ZM119 81V82H118ZM140 81H142V82H140ZM202 83H206V82H209L208 84V86L207 85H205V84H202ZM211 81V82H210ZM231 81V82H230ZM237 81V82H236ZM89 82V83H88ZM97 82V81H96ZM95 82V83H96ZM103 82H106V84L107 83H109V84H105V85H103L104 87H105V89H104V87L102 88V83ZM114 82V83H113ZM131 82V83H130ZM149 82L150 83H152V85L151 84H149ZM187 84H186V83ZM196 82V83H195ZM228 82V83H227ZM236 82V83H235ZM253 82V83H252ZM262 82V83H261ZM115 83H117V85L119 86H117V87H114L113 88V86H116V84ZM135 83V84H134ZM139 83H141V85L139 84ZM164 83H165V86L166 87H164L163 85H164ZM172 83V84H171ZM173 83L175 84V85H177V86H175V85H173ZM185 83V84H184ZM192 83V84H191ZM199 83H201L200 85H198V87H195V86H197V85H195V84H199ZM85 86H84V85ZM98 84V83H97ZM114 84V85H113ZM207 84V83H206ZM129 85L131 86V87H129ZM173 86V88H172V86ZM186 85V86H185ZM191 85V86H190ZM223 85H224V87H223ZM251 85H252V87H251ZM81 86V87H82ZM99 86H101V88L99 87ZM107 86V87H106ZM140 86L142 87V88H140ZM145 86V85H144ZM187 86H189V87H187ZM202 86H204L205 88H207L208 87V89L206 90L204 87V89L202 88ZM207 86V87H206ZM82 87V88H83ZM136 87H138V88H136ZM148 87V88H149ZM179 87V88H178ZM191 87H193V88H191ZM200 87L202 88V92H200ZM230 88L229 90L227 89V88ZM249 87V88H248ZM157 88V89H156ZM165 88V89H164ZM167 88L169 89V90H167ZM178 90H177V89ZM189 88H190V90L191 91H189ZM224 88H225V90H224ZM185 89V94H182L183 93V90ZM188 89V90H187ZM192 89H193V91H195L196 93H197V89L199 90V92L197 93V95L195 96V97H193V95H195L196 93L194 92V94H193V91H192ZM220 89H221V91H220ZM90 90V89H89ZM155 90H151L150 91V93L151 94H153V93H155L154 91ZM218 90H217V92H218ZM165 91V92H164ZM204 91V92H203ZM209 91V92H210ZM230 91V92H229ZM237 91V92H236ZM259 92V94H258V92ZM171 92V93H170ZM209 92H207V93H209ZM213 92V93H212ZM216 92V93H217ZM244 92V93H243ZM115 93H112V94H115ZM117 93H116V95H117ZM121 93V92H120ZM119 93V94H120ZM174 93V94H175ZM201 93H204V94H201ZM215 93V94H216ZM235 93H236V95H235ZM261 93V94H260ZM118 94V96L117 97H119L120 95ZM137 96H136V95ZM214 94V95H215ZM237 94H239V95H237ZM242 94V95H241ZM256 94V95H255ZM116 95H114V96H116ZM176 95V94H175ZM204 95H206V96H204ZM214 95H212V96H210V98L209 99H213V100H215L216 98H215V96ZM223 95V96H222ZM250 95V96H249ZM208 96V97H209ZM216 96H218L217 94H216ZM249 96V97H248ZM175 97H177V96H175ZM191 97V98H190ZM259 97V98H258ZM171 98H172V96H171ZM200 98H201V100H200ZM229 98V99H228ZM240 98V99H239ZM259 100H257V99ZM117 100H119L120 99V97H119V99L118 98H116ZM179 99V98H178ZM182 99H184V98H182ZM181 99V100H182ZM185 99L183 100V101H185ZM193 99V100H192ZM196 100V102H195V100ZM207 100H208V98H206ZM242 99H243V101H242ZM246 99V100H245ZM248 99V100H247ZM180 100V101H181ZM199 100V101H198ZM192 101V102H191ZM206 101V100H205ZM229 101V102H228ZM234 101V102H233ZM239 101H241V102H239ZM247 101V102H246ZM232 102V104H230ZM239 102V103H238ZM254 102V103H253ZM259 102V103H258ZM248 103V104H247ZM255 103H256V105H257V107H256V105H255ZM203 104V103H202ZM202 104H198V105H196V107L198 106V107H201L202 106ZM200 105V106H199ZM204 105V104H203ZM238 106H237V108H235L236 109V112H237V110L239 109L238 108ZM201 108H203V107H201ZM261 108V109H260ZM234 109V108H233ZM239 112V113H238ZM238 114H240V110H238ZM229 114H230V116H229ZM244 114V115H245ZM255 115V116H254ZM260 118V117H259ZM263 119H261V121H262ZM263 123H264V120L262 121ZM262 123V124H263ZM263 127H264V124H263ZM252 132H254V131H252ZM260 137V135L257 137L258 139L257 140H259V139H262V137L261 138H259ZM260 143L262 142L261 140L259 141ZM259 142H257V143H259ZM241 148H243V150H244V148H246V147H240V149ZM239 149V151H241ZM247 151V150H246ZM245 151V152H246ZM242 152H244V151H242ZM242 152H240V155H239V158H242V156H241V153ZM245 152H244V154H245ZM244 154H242L243 155V157H245V155ZM252 154V153H251Z\"/></svg>",
	"mask_w": 264,
	"mask_h": 264
}]
</instances>
